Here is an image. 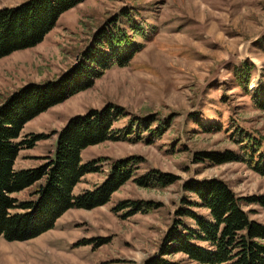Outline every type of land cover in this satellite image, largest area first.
<instances>
[{"label": "rangeland", "instance_id": "1", "mask_svg": "<svg viewBox=\"0 0 264 264\" xmlns=\"http://www.w3.org/2000/svg\"><path fill=\"white\" fill-rule=\"evenodd\" d=\"M28 1L0 0V10ZM123 35L143 50L129 66L109 70L92 89L27 124L21 140H43L21 151L15 169L45 165L54 156L56 133L72 118L113 105L128 115L117 130L152 120L151 132L86 150L84 164L99 161L101 170L84 178L76 195L100 187L119 161L133 159L134 179L107 205L71 210L34 240L1 237L0 264H145L161 256L175 223L194 227L179 212L209 217L190 207L199 200L187 184L218 180L239 199H264V174L246 162L218 166L206 158L243 155L241 137L262 140L264 151V110L256 105L264 97V0H88L63 15L42 44L0 60V106L24 87L59 79L100 36L118 47ZM141 176L156 185L139 186L134 180ZM159 176L166 184L155 180ZM37 189L15 197L30 201ZM140 204L143 210L129 216ZM241 205L264 225L263 206ZM165 258L191 264L181 254Z\"/></svg>", "mask_w": 264, "mask_h": 264}, {"label": "trees", "instance_id": "2", "mask_svg": "<svg viewBox=\"0 0 264 264\" xmlns=\"http://www.w3.org/2000/svg\"><path fill=\"white\" fill-rule=\"evenodd\" d=\"M86 1L29 0L16 8L0 10V60L42 44L63 15ZM133 31L139 37L145 36L144 29ZM123 37L126 41H116L118 47H115L110 38L100 36L97 45L89 48L83 59L59 79L24 87L0 106V238L9 242L34 240L52 230L71 210L92 211L107 205L134 179L133 159L119 161L110 168L109 176L100 187L76 195L84 178L101 170L99 161L84 164L86 150L106 142L128 140L134 135L137 140L142 131L151 132L152 120L132 122L127 129L117 130V124L128 115L113 105L72 118L56 133L54 156L47 158L45 165L20 172L15 169L21 151L43 140L38 137L22 141L27 124L92 89L109 70L129 66L143 50L142 45H134L132 39ZM125 43L127 47H123ZM256 105L264 110V97H258ZM205 129L217 130L210 125ZM241 140L243 155L227 152L222 156L206 155V158L218 166L246 162L264 174L262 140L248 142L242 137ZM150 177L141 176L134 181L150 188L156 185L151 183ZM165 179L159 176L155 180L163 185ZM34 187L38 189L31 195L32 200L20 201L15 197ZM185 190L199 200L190 203V207L205 210L209 217L190 210L179 212V216L191 220L194 227L175 223L166 236L161 256L145 264H182L165 258L177 254L184 255L191 264H264V225L252 221L241 205L246 202L264 207V199H239L218 180L194 181L187 184ZM141 206L143 204L137 205L129 216L141 212Z\"/></svg>", "mask_w": 264, "mask_h": 264}]
</instances>
